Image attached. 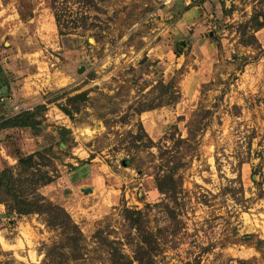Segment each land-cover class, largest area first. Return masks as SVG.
<instances>
[{"label":"rangeland","instance_id":"1","mask_svg":"<svg viewBox=\"0 0 264 264\" xmlns=\"http://www.w3.org/2000/svg\"><path fill=\"white\" fill-rule=\"evenodd\" d=\"M97 4L58 0V27L50 0H0V116L18 101L46 102L39 133L0 129V170L18 175L17 153L52 146L37 161L55 178L39 191L63 205L84 236L83 257L57 264H107L109 238L132 253L126 236L135 230L123 206L143 209L152 226L168 222L155 205L163 197L155 186L160 147L170 160L164 169L177 163L181 189L180 222L166 231L158 263L264 264V25L252 32L248 22L264 12V0ZM187 4L199 6L179 27ZM81 90L87 98L70 103L74 116L62 115L59 95ZM90 154L87 175L70 167ZM94 163L99 177L88 179ZM5 211L0 201V264H48L44 244L59 229L42 214Z\"/></svg>","mask_w":264,"mask_h":264},{"label":"trees","instance_id":"2","mask_svg":"<svg viewBox=\"0 0 264 264\" xmlns=\"http://www.w3.org/2000/svg\"><path fill=\"white\" fill-rule=\"evenodd\" d=\"M53 14L58 27L60 26V10L62 6L58 5V0H50ZM99 0H84V5L87 7H98ZM261 17V18H260ZM250 28L253 30L264 25V12L254 10L248 19ZM247 22V25H248ZM59 32L62 33L61 28ZM250 33L251 37H255L254 33ZM249 43L250 40H244ZM180 46L175 48L176 54L180 53ZM169 84H165L167 88ZM59 96H65L66 102H57V106L70 118L74 116V111L70 103L85 100L87 98V91L81 90L74 94L62 93ZM58 96H55L48 101H55ZM46 107V102L37 103L30 109H23L9 115L0 116V129L11 127H26L32 129L33 133H39L45 128L43 111ZM133 107V106H130ZM153 106H146L147 109ZM145 107H136L137 111L146 109ZM176 127V125H175ZM63 129H67L65 126ZM181 138L177 139V142ZM64 143L65 139L62 138ZM163 149L160 147L159 168L155 174V186L163 193V197L155 202V205H161L167 223L163 225L156 224L152 226L145 216V212L141 208H133L123 206L121 213L126 218L130 226L135 230L134 234L126 236L127 242L133 244L132 253H126L122 249V242L120 239L109 238L106 243L109 247V261L107 264H159L156 260L158 250L161 249L165 241H167L166 231L170 233L176 232L177 223L180 222L178 211L176 207V193L181 189V177L176 175V164L170 165L169 168L164 169L163 166L168 165L169 159H163ZM53 150L51 145L42 146L27 154L17 153V163L19 166L18 175H15L11 168L6 167L0 170V186H4L6 198L0 199L5 203L6 215L14 214H29L36 212L44 215L46 224L54 229H59L58 237L53 239L50 243L44 244V260L48 264H57V259L60 256H68L69 258L79 259L83 257L84 236L80 226L73 220L66 208L53 200L47 198L39 187L41 185L50 183L54 180L55 175L47 168H41L38 157L43 155H52ZM90 154L87 159H81L78 164H69L74 169H79L82 176L88 174L87 164L93 157ZM168 158V157H166ZM240 162V161H239ZM24 172L25 176L20 174ZM239 172L236 177L239 176ZM74 178V174H72ZM171 200L175 204H171ZM67 249L66 251L64 249ZM65 254V255H64Z\"/></svg>","mask_w":264,"mask_h":264},{"label":"crops","instance_id":"3","mask_svg":"<svg viewBox=\"0 0 264 264\" xmlns=\"http://www.w3.org/2000/svg\"><path fill=\"white\" fill-rule=\"evenodd\" d=\"M186 3V2H185ZM197 6H199L198 4H187V7H186V9H184V11L182 12V14H181V17L179 18V20H178V22L176 23V25L177 26H179V27H181V25L183 24V22H185V21H188V16L189 17H191V14L193 15V13H194V9L197 7ZM12 95L15 97V93H13L12 92ZM1 97H3V96H1ZM3 99H4V97H3ZM15 103H21L24 107H22V108H19V109H14L13 110V112L12 113H14V112H17V111H20V110H23V109H30V108H32L33 106H28V105H26L24 102H15ZM14 103V104H15ZM14 104H13V107H14ZM61 111V113H62V115H64V116H67V117H69L67 114H65L62 110H60ZM9 115V114H8ZM92 159H94V157L92 158ZM92 167H94V169H91V173H90V175H88V176H86L88 179L90 178V179H92V178H95V179H97V177H99L98 176V171H97V168H101V165H97V164H92ZM96 168V169H95ZM94 176V177H93ZM85 177V178H86ZM86 178V179H87ZM99 179V178H98ZM86 188V187H85Z\"/></svg>","mask_w":264,"mask_h":264},{"label":"built area","instance_id":"4","mask_svg":"<svg viewBox=\"0 0 264 264\" xmlns=\"http://www.w3.org/2000/svg\"><path fill=\"white\" fill-rule=\"evenodd\" d=\"M172 0H161V2L167 3V2H171ZM1 99H3V97H0ZM24 107L21 103H15L14 104V109H19Z\"/></svg>","mask_w":264,"mask_h":264},{"label":"water","instance_id":"5","mask_svg":"<svg viewBox=\"0 0 264 264\" xmlns=\"http://www.w3.org/2000/svg\"><path fill=\"white\" fill-rule=\"evenodd\" d=\"M180 44H184V42L182 40H180ZM78 70H80V68ZM61 144L64 145V142H61ZM84 190L85 191H89V190H91V188L90 187H86V188H84Z\"/></svg>","mask_w":264,"mask_h":264},{"label":"bare ground","instance_id":"6","mask_svg":"<svg viewBox=\"0 0 264 264\" xmlns=\"http://www.w3.org/2000/svg\"><path fill=\"white\" fill-rule=\"evenodd\" d=\"M88 131H92V129H90L88 127L87 128L86 127L85 128H82V132H88Z\"/></svg>","mask_w":264,"mask_h":264}]
</instances>
